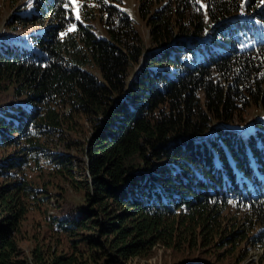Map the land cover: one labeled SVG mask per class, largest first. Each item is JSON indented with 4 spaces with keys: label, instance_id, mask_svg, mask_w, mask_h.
<instances>
[{
    "label": "trees",
    "instance_id": "16d2710c",
    "mask_svg": "<svg viewBox=\"0 0 264 264\" xmlns=\"http://www.w3.org/2000/svg\"><path fill=\"white\" fill-rule=\"evenodd\" d=\"M81 1L79 20L64 0H34L14 23L42 30L0 39V264H27L19 242L43 176L85 204L51 220L70 245H36L32 264L264 250V122L242 120L264 111V0H139L149 49L114 0Z\"/></svg>",
    "mask_w": 264,
    "mask_h": 264
},
{
    "label": "rangeland",
    "instance_id": "374dc122",
    "mask_svg": "<svg viewBox=\"0 0 264 264\" xmlns=\"http://www.w3.org/2000/svg\"><path fill=\"white\" fill-rule=\"evenodd\" d=\"M67 3V8L70 9L74 16L79 15V20H82L81 12L84 9V5L81 3V0H77L76 4L73 5L70 3V0H64ZM96 1L103 3H110L109 0H94L91 3H86L92 7L98 6ZM201 4L202 1L198 0ZM116 2L115 7L121 10L122 13H125L131 21L134 23L135 28L139 32L144 45L149 49L152 48L149 42V30L144 21L139 18L138 8L139 0H114ZM34 0H0V39L10 38L13 40H20L23 36H26L32 32L42 30L43 25H25L21 26L20 24H15L14 17H24L27 16L33 9ZM86 9L89 8L85 5ZM78 10V11H77ZM97 15V14H96ZM93 19H90L87 23L94 30V33L98 37H106V34L103 32L99 22L95 19L93 13ZM15 24V25H14ZM258 29L264 31L263 23H255ZM13 28V29H12ZM147 53V50L145 51ZM139 65L134 66L130 71V79L135 77V74L139 71ZM97 77H99L96 74ZM11 97V96H10ZM9 98V94L0 93V103L5 102ZM242 120L244 122L243 127H247L253 123V121L264 122V111L259 110L258 108L251 107L247 110L246 114L243 116ZM87 129L86 137L90 135V129ZM70 155L74 158L75 173H78L79 170L84 166L85 157L81 152H70ZM80 174V172H79ZM35 176V174H31ZM76 179H78L76 177ZM48 181L45 184L43 181ZM44 183V184H43ZM34 185L43 189L46 188V194L41 196L46 197V202L42 204L40 208L35 207L31 210L26 216V220L23 223V231L21 235V241L19 242V249L22 251L24 258L27 260V264L31 263V252L36 247V245L41 246H52L55 244L56 239L63 242L64 246L70 245L68 242V237L64 234H56L53 232L54 225L51 220L54 218H59V211H66L70 213H75L76 207L80 204H85L81 197L82 194L80 191H75L70 185L64 182L61 178H53L52 176L45 178L44 176L41 179H34ZM89 206V205H88ZM87 207V206H86ZM69 213V214H70ZM73 214V215H74ZM72 215V216H73ZM89 234V233H86ZM90 234L95 235L94 232ZM99 235V234H98ZM96 239H99V236H95ZM62 246V245H61ZM251 245L245 244L243 248V259L237 257L236 255H231L225 257L224 249L221 250L217 255L214 252L210 254L207 251L204 252L205 255L201 253L193 254L183 253V252H174L171 250H153L151 255L147 258H139L134 260L131 264H186V263H198V262H211L214 264H264V250L260 248L250 247ZM191 252V253H192ZM221 263H217L220 261ZM240 260V262H238ZM99 264H104L103 261Z\"/></svg>",
    "mask_w": 264,
    "mask_h": 264
},
{
    "label": "snow or ice",
    "instance_id": "6c2138e0",
    "mask_svg": "<svg viewBox=\"0 0 264 264\" xmlns=\"http://www.w3.org/2000/svg\"><path fill=\"white\" fill-rule=\"evenodd\" d=\"M76 2H77V0H70V3L71 4H73V5H75L76 4ZM78 11V10H77ZM77 19H79V15H77V17H76Z\"/></svg>",
    "mask_w": 264,
    "mask_h": 264
}]
</instances>
